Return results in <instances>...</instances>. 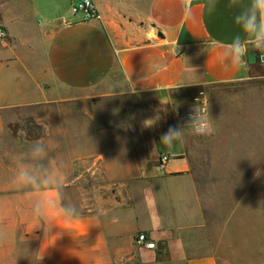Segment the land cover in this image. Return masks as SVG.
<instances>
[{
  "label": "crops",
  "instance_id": "1",
  "mask_svg": "<svg viewBox=\"0 0 264 264\" xmlns=\"http://www.w3.org/2000/svg\"><path fill=\"white\" fill-rule=\"evenodd\" d=\"M79 1L1 14L0 264H219L207 192L182 138L161 137L178 128L171 93L248 79L246 55L233 66L221 52L244 38L234 17L251 0H91L97 20ZM21 169L52 186L15 189Z\"/></svg>",
  "mask_w": 264,
  "mask_h": 264
},
{
  "label": "rangeland",
  "instance_id": "2",
  "mask_svg": "<svg viewBox=\"0 0 264 264\" xmlns=\"http://www.w3.org/2000/svg\"><path fill=\"white\" fill-rule=\"evenodd\" d=\"M15 5L27 0H0V18ZM248 67L246 81L207 86L195 99L171 93L219 264H264V58ZM194 108L202 121L188 124Z\"/></svg>",
  "mask_w": 264,
  "mask_h": 264
},
{
  "label": "clouds",
  "instance_id": "3",
  "mask_svg": "<svg viewBox=\"0 0 264 264\" xmlns=\"http://www.w3.org/2000/svg\"><path fill=\"white\" fill-rule=\"evenodd\" d=\"M209 8L214 10L215 0H210ZM234 21L244 33V38L237 36L227 48H224L221 52L222 59L229 61L233 66H238L243 62L244 56L248 55L247 46L249 44L252 45L253 50L264 55V0H251L250 4L234 17ZM181 137V128L169 129L162 135L161 143L170 147ZM42 141L37 140L30 145V154L35 160H41L47 156L48 147ZM48 180L47 175L21 169L16 173L12 183L17 190L43 189L52 186ZM37 205L40 210L36 211L34 206V215L37 217L44 216L43 210L48 204L44 201H38ZM64 217L67 219L74 218L72 214H65Z\"/></svg>",
  "mask_w": 264,
  "mask_h": 264
},
{
  "label": "built area",
  "instance_id": "4",
  "mask_svg": "<svg viewBox=\"0 0 264 264\" xmlns=\"http://www.w3.org/2000/svg\"><path fill=\"white\" fill-rule=\"evenodd\" d=\"M74 10L83 12L87 20H97L99 18L91 0H80L79 3L74 6ZM7 38V32L2 26H0V42L7 41ZM164 160H167V158L163 157L162 161ZM136 243L147 249L155 248L154 244L147 239V236L144 233H141L136 237Z\"/></svg>",
  "mask_w": 264,
  "mask_h": 264
},
{
  "label": "water",
  "instance_id": "5",
  "mask_svg": "<svg viewBox=\"0 0 264 264\" xmlns=\"http://www.w3.org/2000/svg\"><path fill=\"white\" fill-rule=\"evenodd\" d=\"M247 61L249 64H254V63H261L263 61L264 55H261L258 51H249L248 55H246ZM196 113L198 110L194 108ZM188 124L194 123L193 121L187 122Z\"/></svg>",
  "mask_w": 264,
  "mask_h": 264
},
{
  "label": "flooded vegetation",
  "instance_id": "6",
  "mask_svg": "<svg viewBox=\"0 0 264 264\" xmlns=\"http://www.w3.org/2000/svg\"><path fill=\"white\" fill-rule=\"evenodd\" d=\"M248 50H249V51H255V50H253V49H251V48H249V47H248ZM249 51H248V52H249Z\"/></svg>",
  "mask_w": 264,
  "mask_h": 264
},
{
  "label": "bare ground",
  "instance_id": "7",
  "mask_svg": "<svg viewBox=\"0 0 264 264\" xmlns=\"http://www.w3.org/2000/svg\"><path fill=\"white\" fill-rule=\"evenodd\" d=\"M194 110V109H193Z\"/></svg>",
  "mask_w": 264,
  "mask_h": 264
}]
</instances>
